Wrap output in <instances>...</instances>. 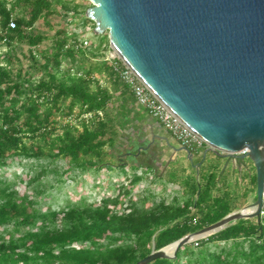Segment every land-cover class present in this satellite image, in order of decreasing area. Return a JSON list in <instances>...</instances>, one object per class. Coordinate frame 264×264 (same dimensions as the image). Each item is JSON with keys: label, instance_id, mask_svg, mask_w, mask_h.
Here are the masks:
<instances>
[{"label": "trees", "instance_id": "16d2710c", "mask_svg": "<svg viewBox=\"0 0 264 264\" xmlns=\"http://www.w3.org/2000/svg\"><path fill=\"white\" fill-rule=\"evenodd\" d=\"M83 7L75 0H0V46L11 49L0 53V169L15 160L43 162L29 180L36 184V197L43 194L41 177L50 173L58 183L76 173H125L128 165L122 160L111 165L108 150L117 151L128 131L148 115L121 80L118 61L100 59L111 49L108 33L88 44L67 26L52 25L53 19L68 17L83 26L94 23ZM41 21L52 35L35 32ZM47 41L49 47L39 49ZM21 44L29 47V66L14 71L20 59L12 48ZM66 62L71 67L64 68ZM89 113L93 118L84 119ZM58 161L66 168L54 166ZM248 164L240 194L222 180L223 170L204 162L207 168L182 179L183 200L149 206L131 197L132 187L143 179L137 171H154L149 164L132 166L131 187L121 186L115 197H103L99 204L83 198L61 210L43 211L14 185L0 183V264H137L243 209L257 189L256 170ZM185 172L181 166L171 168L170 180ZM149 264H264V217L236 221L179 248L173 259Z\"/></svg>", "mask_w": 264, "mask_h": 264}, {"label": "water", "instance_id": "95a60500", "mask_svg": "<svg viewBox=\"0 0 264 264\" xmlns=\"http://www.w3.org/2000/svg\"><path fill=\"white\" fill-rule=\"evenodd\" d=\"M95 35L222 158L249 159L256 201L137 264L175 257L179 248L239 220L260 219L264 189V0H89ZM243 148L249 152L236 155ZM188 153L189 150L182 148ZM210 232L194 239L195 236ZM174 247L171 255L164 252Z\"/></svg>", "mask_w": 264, "mask_h": 264}, {"label": "rangeland", "instance_id": "374dc122", "mask_svg": "<svg viewBox=\"0 0 264 264\" xmlns=\"http://www.w3.org/2000/svg\"><path fill=\"white\" fill-rule=\"evenodd\" d=\"M75 2L83 5L85 10L93 7V4L89 0H75ZM51 23L56 28L67 26L70 32H76L79 37L88 44L97 42L94 23H88L86 26H83L79 19L72 21L70 17L66 20L53 19ZM35 32L48 36L53 33L49 31V28L45 26L42 21L36 25ZM106 33L108 32H105L104 34ZM49 45L50 43L47 41L39 49H46ZM7 51L10 52L11 49H8L5 46H0V53H6ZM12 51L20 59V62L14 66V71L17 69L27 70L29 66L27 59V56L29 55V47L25 44L15 45L14 48H12ZM113 55V50L108 49L103 55V58L100 59H108ZM90 57L91 56L89 55L87 63L91 61L89 59ZM68 67H71L70 62L64 64V68ZM34 74L35 76L38 75L36 72ZM73 120L79 127V121H77V119ZM128 133V138L117 151L108 150L111 153L108 157V162L111 165H116L118 160H122L128 165L125 173L118 169L101 170L98 173H76L71 178L63 177V179H66L63 183H58L54 175L50 173L47 176L41 177L42 185L38 187V190L43 192V194L36 197V192L34 191L36 184H30L29 180L35 176L36 169H40L38 165L43 162L38 164L34 161L20 162L19 160H15L6 168L0 169V183L14 185V188L20 195L26 194L32 199L37 200V207L41 208L43 211L49 207L53 210H61L65 208L69 202H76L83 198H86L89 203L99 204L103 197H115L121 186L126 188L131 187L130 180L134 173L131 171V167L134 165L137 166L139 162L132 159V157L130 158L129 154L136 155L139 147H149L151 143L152 134L143 135L140 132L137 133L135 129H131ZM207 148V145L205 147H197L194 152L197 151L196 153H198L200 151H205ZM212 160L214 161V166L219 169L218 171H224V178L222 180L225 181L227 185L231 186V190L236 194L242 193L246 180L245 175L250 169L248 163H250L251 160L244 159L243 161L245 164H241L238 159L234 158H224V160H221L217 156L203 158V162L206 163V166L212 163ZM31 164L34 165V170L30 168ZM54 166H57L60 170L66 168L65 163L62 161H58ZM201 168L203 167L199 164V160L192 161L191 167L185 168L186 172L183 176H179L177 179L178 181L170 180V170H167L166 167L161 165V163L157 166L156 171L148 174H143L142 170H138L137 174L141 175L143 179L132 187L133 192L131 197L133 201L136 202L146 201L147 206L151 205L153 202L159 203L162 200L167 203H170L173 199L183 200L185 194L182 179H190L195 173H198ZM223 181L219 182L220 185ZM255 196L256 193H250V195H248L247 204L243 209H246L248 206L255 203ZM127 205L128 202L125 198L123 209H126Z\"/></svg>", "mask_w": 264, "mask_h": 264}, {"label": "built area", "instance_id": "2783aa9c", "mask_svg": "<svg viewBox=\"0 0 264 264\" xmlns=\"http://www.w3.org/2000/svg\"><path fill=\"white\" fill-rule=\"evenodd\" d=\"M11 28H15V23L11 21ZM112 49V48H111ZM113 50V49H112ZM114 55L108 58L109 61H118L115 69L121 80L130 88L138 105L143 108L150 117L161 123L182 148L195 151L197 147H205L206 142L187 126L167 105H165L139 77V75L113 50ZM102 116V113H99ZM93 114L89 113L84 119L91 120ZM247 152H239L240 156ZM260 217H264V189L263 206Z\"/></svg>", "mask_w": 264, "mask_h": 264}, {"label": "crops", "instance_id": "0c3cea01", "mask_svg": "<svg viewBox=\"0 0 264 264\" xmlns=\"http://www.w3.org/2000/svg\"><path fill=\"white\" fill-rule=\"evenodd\" d=\"M137 123L138 128L135 129V131H137V133L140 132L143 135L152 134V138L149 147H139L136 155L129 154L130 158L132 157V159L137 160L141 164L145 163L151 165L154 167V171H156L159 163L166 167L167 170H170V173L171 168L173 167H191V162L197 160H199V164L202 167L206 149L205 151H200L198 153H196L197 151L194 154L191 153L192 157L190 159L188 153L182 150L180 144L172 137V135L164 128V126L150 117L149 114L145 117V119H143V121ZM208 156L215 157L216 155L212 152H208L206 157ZM218 158L224 160L222 157ZM213 163L214 161L210 164Z\"/></svg>", "mask_w": 264, "mask_h": 264}, {"label": "bare ground", "instance_id": "6f19581e", "mask_svg": "<svg viewBox=\"0 0 264 264\" xmlns=\"http://www.w3.org/2000/svg\"><path fill=\"white\" fill-rule=\"evenodd\" d=\"M240 152H249V149L248 148H243ZM239 153V152H238ZM252 212H254V208H246L242 211L243 214L247 215V214H251ZM210 232H207V233H203V234H200V235H197L194 237V239H198V238H201V237H204L206 235H208ZM174 250V247H169V248H166L164 250V252L168 255H171L172 252Z\"/></svg>", "mask_w": 264, "mask_h": 264}]
</instances>
